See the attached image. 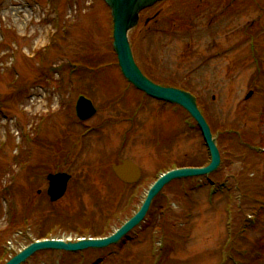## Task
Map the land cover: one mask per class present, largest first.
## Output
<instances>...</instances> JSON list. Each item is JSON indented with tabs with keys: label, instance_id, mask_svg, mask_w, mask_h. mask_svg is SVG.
<instances>
[{
	"label": "rangeland",
	"instance_id": "1",
	"mask_svg": "<svg viewBox=\"0 0 264 264\" xmlns=\"http://www.w3.org/2000/svg\"><path fill=\"white\" fill-rule=\"evenodd\" d=\"M250 30L262 43L258 57L249 47ZM111 37L110 15L102 0H0V252L13 249L6 259L30 241L46 237L44 215L52 222L47 237L91 235L101 224L114 229L136 210L159 170L207 157L200 131L178 105L131 90L123 95L125 83L113 64ZM130 40L146 74L191 89L212 127L234 121L239 128L252 129L254 142L264 144V0L157 2L142 12ZM70 60L78 65L86 61L96 70L71 72L66 67ZM250 90L253 94L245 98ZM78 92L90 95L97 107L95 115L81 123L70 112ZM119 96L110 107L109 100ZM86 127L95 129L88 133ZM226 153L222 179L233 188L210 199L203 187L187 203L180 193L186 183L166 187L146 220L149 227L159 226L129 239L134 264H234L228 259L230 247L225 248L229 225L235 224V242L244 235L238 230V216L249 224L255 213L249 204L253 197L243 198L242 193L264 183L236 185V173L246 167L238 156ZM124 158L143 171L135 186L112 176L110 163ZM259 161L262 171L264 163ZM52 170L72 177L64 196L50 204L44 191L46 171ZM130 192L134 197L127 204ZM9 204L16 211L14 221ZM189 209L190 217L185 214ZM65 212L67 221L53 223ZM80 213L87 218L85 230L73 222L80 221ZM259 221L264 223L262 216ZM255 226L245 231L246 254L264 255V225ZM107 248L86 256L37 251L22 264H120L122 254L101 262ZM244 260L264 264V257Z\"/></svg>",
	"mask_w": 264,
	"mask_h": 264
},
{
	"label": "water",
	"instance_id": "2",
	"mask_svg": "<svg viewBox=\"0 0 264 264\" xmlns=\"http://www.w3.org/2000/svg\"><path fill=\"white\" fill-rule=\"evenodd\" d=\"M111 10L113 22V48L116 53L118 64L124 76L138 89L145 91L147 94L174 102L184 107L197 121L206 145L210 152V162L202 167H181L174 168L161 174L149 187L147 194L141 203L139 209L127 219L112 234L104 237H87L76 241H65L63 239H42L30 243L20 252L11 257L4 264H19L37 250L41 249H63L76 251L88 247H105L112 243H117L120 238L144 218L154 196L162 187L176 178L189 177L195 175L208 174L219 166L220 153L212 137V132L205 117L199 110L195 97L188 91L173 87L157 84L146 77L134 60L128 32L139 20L140 11L148 6L153 5L160 0H104ZM252 92H249L247 97ZM76 112L82 119L90 117L95 108L90 99L79 96L76 102ZM116 175L127 182L136 181L140 177L138 165L129 160H123L121 163L112 165ZM48 194L51 200L60 198L67 186L70 175L66 172L49 173Z\"/></svg>",
	"mask_w": 264,
	"mask_h": 264
},
{
	"label": "trees",
	"instance_id": "3",
	"mask_svg": "<svg viewBox=\"0 0 264 264\" xmlns=\"http://www.w3.org/2000/svg\"><path fill=\"white\" fill-rule=\"evenodd\" d=\"M258 5H261V3L258 4ZM256 7H259V6H256ZM249 32H250L251 36L253 37V43L249 46L250 50H253V53H255V49H256V53H257V57H258L259 52H261L260 51V47H262V43H260L256 39V37H255L256 31H251V30L247 31V35H249ZM111 54H112L113 64L116 65V57H115V55H114V53L112 51H111ZM93 60H96V59H93ZM84 62H86V61H84ZM84 62H81V63L85 64V66H91V65H89L87 63H84ZM166 83H168V82H166ZM169 84H171V83H169ZM200 107H201V105H200ZM201 110L203 112V108L202 107H201ZM206 117H207V115H206ZM207 119H208L209 123L212 124V122H210L208 117H207ZM261 120H264V110L261 112L260 121ZM212 126H213V124L211 125L212 132L213 133H218V146H223L224 145L223 149H224L225 155H227L226 151H228V152L230 151L233 155L238 156V158H239L238 160H242L243 161L242 162V168L246 167L245 171H243V170L238 171L237 175H239V180L236 183V185H238V186H240L242 188V185H244L245 181L247 183H249V184L256 183V182L264 183V167L262 168V171L260 170V167H258L259 163H260L259 159L260 160H261V158L264 159V150L261 149V148H264V144H261L259 142H254V139L251 137V136H253L255 134L253 132V130L250 129V128H245V127L244 128H241V127L239 128V125L236 122H234V121L233 122L232 121L223 122V123L220 122V124L217 125L216 127L215 126L212 127ZM220 140L223 141V145H220ZM255 146H256L257 149L255 148ZM240 156H243V157L240 158ZM205 163H206V160H203V161L200 162L199 159H197L196 161L190 162V163H188L186 165L199 166V165H203ZM177 165L178 166H186V165L180 164V163H177ZM263 166H264V164H263ZM52 169H56V167H53ZM248 172H252L254 174V176H249ZM260 173H262V177L260 179H258ZM211 175H212L213 178H215V180H218V181H222V178L225 176L223 171H222V169H219L218 171H216L215 173H213ZM193 180H194V178H185V179L173 181L172 183H170L166 187L171 186L174 183H176L177 186L178 185L181 186L182 183H186L187 186L185 187V190L184 191L180 190V193H181V196L183 197L184 201H186L188 203V202H191L190 198H192V191H194V190H192V188H193L192 187V181ZM165 188L162 190L161 194L157 195L156 199L154 200L153 204L151 205L149 215L151 214V212L153 211V208L155 207V202L159 198H161L163 193H165V190H166ZM246 190L247 191H245V192L243 191V193H242L243 198L244 197H248L249 195H251L253 197L254 201L252 203H249V204H251V206L254 207V209H253L254 212L257 211L255 214L258 217L262 216V219H264V186L260 187L259 185H256V186H252L251 188H248ZM111 202H112V204L115 203L114 200L111 201ZM99 205H102V204H99ZM161 210L162 209H160V211ZM190 211H191L190 209L186 210L185 214L189 215ZM113 212H114V210H112L110 212L107 211L106 218H109L110 216H112ZM68 214H69V212H65V214L59 213L58 217H57V220L55 222H53V223L62 225V222H65V221L68 220L65 217ZM80 214H81V217L79 219L80 221H78L75 218L73 220V222H74V224L75 223H79V224L83 225V228L85 230L86 226L84 227V225H86V221H84V220H87V218L82 213H80ZM89 215L92 216L91 214H89ZM149 215H148V219H149ZM54 217H56V215H54ZM188 217H190V216H188ZM188 217H187V219H188ZM238 217L239 218L236 219V221H238V223L240 225L238 230H239L240 234L244 233V235L242 237H238L235 242H232V240H231V242H230V244L228 246V247H230V257H229V259L234 264H237V261L240 262V264H254L255 262L246 261V260H244V258L245 257H250V258L254 259L255 257H260L262 259L264 257V255H261V253L258 252V251L256 252V254H253L252 256L249 255V254H246L247 251H246L244 245L246 244L245 229H247V226L244 225L241 215L238 216ZM42 218H44L46 220L45 224L47 226V229L43 231V234H44L43 236H45V235L47 236L50 233L49 232L50 231L49 228L52 226V222L47 217V215H44ZM233 221H234V218H233ZM234 225L235 224H232V234H231L232 235V239H233L234 231H235ZM259 225H264V223H261L259 220H257L255 222V224L253 225V227L255 226V229H256ZM158 226H159L158 224H155V225H153V228H157ZM148 227H149V225H148ZM144 228L147 229V230L148 229L149 230L153 229L152 227L147 228V226H144ZM164 229H166V227H164ZM173 230H175V229H173ZM90 232H92V231H89V233ZM107 232H108V229L105 230L103 228H100L98 231H94L92 233H93V235H102V234H105ZM169 234L170 233H168L166 235H169ZM179 236L183 238L182 234H179ZM135 238L137 239V237L135 236V237L132 238V240H134ZM164 239L167 242L168 239H166V238H164ZM171 239L174 240V237L172 236ZM239 239L241 241H238ZM130 240L128 239V237H124L120 241V243H118L117 245H112V246L108 247L109 249L107 248L108 250L105 251L106 255L103 256V258L101 259V262H103L106 257H111V256L113 257V256H118V254L119 255L122 254L124 257L119 256V257H121L120 258V260H121L120 264H134V262H132V261H135L136 257H135V259L134 258H130V255H132L134 257V254L130 253V250H129L130 247H129L128 242ZM91 250L100 251V250H96V249H90V250H85L86 251L85 254L87 255L88 252H91ZM139 260H140V258H139ZM122 261H127V262H122ZM129 261H131V262H129ZM1 263H2V259H0V264ZM167 263H168V261H167ZM95 264H102V263H98L97 262Z\"/></svg>",
	"mask_w": 264,
	"mask_h": 264
}]
</instances>
